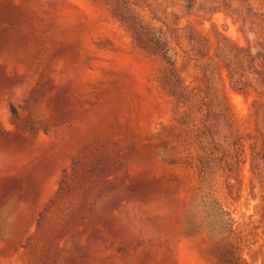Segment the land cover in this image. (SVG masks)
Listing matches in <instances>:
<instances>
[{
	"label": "rangeland",
	"instance_id": "rangeland-1",
	"mask_svg": "<svg viewBox=\"0 0 264 264\" xmlns=\"http://www.w3.org/2000/svg\"><path fill=\"white\" fill-rule=\"evenodd\" d=\"M203 1L130 3L156 28L190 25L251 53L245 91L224 67L215 77L237 168L226 167L233 146L198 138L204 112L180 124L162 60L109 5L0 0V264H220L225 247L264 264V84L248 63L264 68V0L247 2L253 24ZM178 66L194 91L206 85L192 63Z\"/></svg>",
	"mask_w": 264,
	"mask_h": 264
},
{
	"label": "trees",
	"instance_id": "trees-1",
	"mask_svg": "<svg viewBox=\"0 0 264 264\" xmlns=\"http://www.w3.org/2000/svg\"><path fill=\"white\" fill-rule=\"evenodd\" d=\"M104 2L112 9L114 16L120 19L131 32L134 40L140 48L148 53L155 55L162 60L160 68V86L173 98L180 111V124L187 126L191 117L203 113L204 123L198 127V138L211 139L212 143L233 146L234 153L230 159H226V167L237 168L240 162V141L236 138L230 120V110L227 103L220 97V89L215 83V77L220 79V68L228 70L232 82L238 90L245 91L252 85V81L245 75L244 59L251 56L248 49L238 46L226 37H220L216 46H213L210 40L196 31L192 26L180 27L177 22L172 24L164 23L165 29L156 28L144 22L131 7L130 0H94ZM187 1L188 9L196 3L195 0ZM221 3L218 5V3ZM248 0H204L202 2L205 11L212 13L219 9H227L232 15L241 19L243 23H254L253 17L257 13L253 12ZM238 3L237 5H235ZM264 21V19H262ZM248 61L249 67L262 84H264V68L256 67L255 59ZM183 65L193 64L199 69L205 79L206 85L191 88L182 75V70L178 66L179 60ZM217 59L219 61H217ZM262 66V65H261ZM263 67V66H262ZM204 87V88H203ZM211 118L221 119L220 122L211 123ZM227 126V130L224 129ZM225 131V133H222ZM202 142V141H200ZM221 142L223 144H221ZM204 147V146H203ZM205 148V147H204ZM239 150V151H238ZM226 150L224 149V152ZM205 157L199 159L203 165ZM223 159V158H221ZM204 160V161H203ZM231 170V169H229ZM218 215L224 217L219 219L220 227L228 229L231 218L221 207L218 208ZM230 230V228H229ZM232 248V247H231ZM231 254V255H230ZM220 264H245L238 248L229 247L219 251Z\"/></svg>",
	"mask_w": 264,
	"mask_h": 264
}]
</instances>
